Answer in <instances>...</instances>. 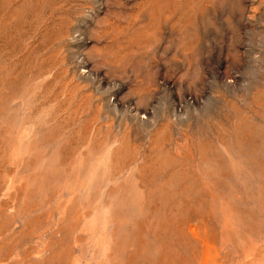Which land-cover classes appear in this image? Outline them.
I'll return each mask as SVG.
<instances>
[{"label":"rangeland","instance_id":"obj_1","mask_svg":"<svg viewBox=\"0 0 264 264\" xmlns=\"http://www.w3.org/2000/svg\"><path fill=\"white\" fill-rule=\"evenodd\" d=\"M0 264H264V0H0Z\"/></svg>","mask_w":264,"mask_h":264},{"label":"bare ground","instance_id":"obj_2","mask_svg":"<svg viewBox=\"0 0 264 264\" xmlns=\"http://www.w3.org/2000/svg\"><path fill=\"white\" fill-rule=\"evenodd\" d=\"M171 1V0H170ZM167 5V4H166Z\"/></svg>","mask_w":264,"mask_h":264}]
</instances>
